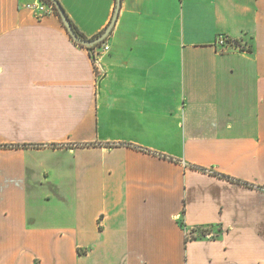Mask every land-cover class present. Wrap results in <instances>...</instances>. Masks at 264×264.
Instances as JSON below:
<instances>
[{
    "label": "crops",
    "instance_id": "0c3cea01",
    "mask_svg": "<svg viewBox=\"0 0 264 264\" xmlns=\"http://www.w3.org/2000/svg\"><path fill=\"white\" fill-rule=\"evenodd\" d=\"M31 1L0 0V264H264V0H121L96 69ZM57 1L86 40L116 8Z\"/></svg>",
    "mask_w": 264,
    "mask_h": 264
},
{
    "label": "built area",
    "instance_id": "2783aa9c",
    "mask_svg": "<svg viewBox=\"0 0 264 264\" xmlns=\"http://www.w3.org/2000/svg\"><path fill=\"white\" fill-rule=\"evenodd\" d=\"M24 8L30 10L34 17L36 18H43L47 15H54L56 14L55 7L51 3H47L44 0H32L30 3H26ZM214 47L220 53H226L228 51L234 52H247L250 50V42L245 40L244 38L234 39L229 37L226 34H219L215 40ZM109 50V46L107 44H102L100 47L94 48L92 50L93 56V64L95 69L96 67V59L103 53H107ZM195 230H186L185 235L186 239L190 240L193 237H196L194 232Z\"/></svg>",
    "mask_w": 264,
    "mask_h": 264
},
{
    "label": "water",
    "instance_id": "95a60500",
    "mask_svg": "<svg viewBox=\"0 0 264 264\" xmlns=\"http://www.w3.org/2000/svg\"><path fill=\"white\" fill-rule=\"evenodd\" d=\"M48 1L51 2V4L55 7V10H56L61 22L63 23L68 35L72 38V40L74 42H76L77 44H79L83 47H86V48H93V47L97 46L98 44L102 43L106 39V37L110 34V32L114 26L115 20L117 18L118 11L120 8V3H121V0H116V8H115L114 16H113L112 20L110 21L109 25L107 26V28L104 30V32L96 38H93L91 40H86L85 38H82L81 36H78L75 33L70 21L68 20L66 14H65L63 8L61 7V5L59 4V2L57 0H48Z\"/></svg>",
    "mask_w": 264,
    "mask_h": 264
},
{
    "label": "trees",
    "instance_id": "16d2710c",
    "mask_svg": "<svg viewBox=\"0 0 264 264\" xmlns=\"http://www.w3.org/2000/svg\"><path fill=\"white\" fill-rule=\"evenodd\" d=\"M44 1L47 2V3H51V2H49L48 0H44ZM56 16H58L57 12H56ZM58 17H59V16H58ZM71 25H72V24H71ZM72 27H73L75 33H76L78 36H81V34L78 32V30H77L73 25H72ZM81 37H82V36H81ZM88 50L92 52L93 48H89ZM90 57H91V59H92V61H93L92 53H90ZM194 232H198V233H199V236H205L207 233L211 232V230H210V228H208L207 230H195ZM194 238H196V237H193L192 239H194ZM192 239H191V240H192ZM186 241H187V239H186Z\"/></svg>",
    "mask_w": 264,
    "mask_h": 264
}]
</instances>
